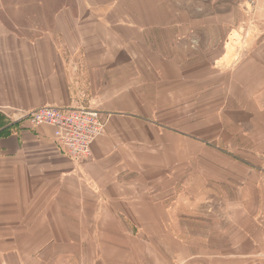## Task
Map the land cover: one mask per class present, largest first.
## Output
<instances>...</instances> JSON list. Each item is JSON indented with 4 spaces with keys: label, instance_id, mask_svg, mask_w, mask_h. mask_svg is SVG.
<instances>
[{
    "label": "crops",
    "instance_id": "1",
    "mask_svg": "<svg viewBox=\"0 0 264 264\" xmlns=\"http://www.w3.org/2000/svg\"><path fill=\"white\" fill-rule=\"evenodd\" d=\"M79 105V160L2 113ZM0 264H264V0H0Z\"/></svg>",
    "mask_w": 264,
    "mask_h": 264
},
{
    "label": "built area",
    "instance_id": "2",
    "mask_svg": "<svg viewBox=\"0 0 264 264\" xmlns=\"http://www.w3.org/2000/svg\"><path fill=\"white\" fill-rule=\"evenodd\" d=\"M2 113L9 121H25L30 127L43 124L52 126L56 146L76 160L88 156L91 144L105 126L99 110L86 105L43 106L16 119L4 111Z\"/></svg>",
    "mask_w": 264,
    "mask_h": 264
},
{
    "label": "rangeland",
    "instance_id": "3",
    "mask_svg": "<svg viewBox=\"0 0 264 264\" xmlns=\"http://www.w3.org/2000/svg\"><path fill=\"white\" fill-rule=\"evenodd\" d=\"M218 9L220 10L223 9L227 12L231 11L233 18L236 21L233 24V28H232L233 30L231 31V34L227 36L228 39L227 38L221 39L223 45H226L227 49L231 52L228 54L229 62L231 64H236L241 60L243 56H245V53L247 51H252L253 49H255L257 43L261 41L260 40L261 38L258 37H260L259 34H262L260 33L262 31V26H261L262 23L257 19L258 11L256 10L252 2H250L247 12L243 11L241 7L235 5L232 8L222 7ZM243 9L246 10V8ZM208 10L209 8L207 7L204 9L202 8L201 13H205ZM244 13L248 14V23L245 22L244 17H243V22L241 21L240 16L243 15ZM207 33L208 31L205 32L206 36ZM219 41L220 40H218V42ZM217 97L218 99H220L219 92L217 94ZM208 99H209L208 96L202 97L201 102L203 103L204 101H208ZM186 108L188 107L186 106Z\"/></svg>",
    "mask_w": 264,
    "mask_h": 264
}]
</instances>
